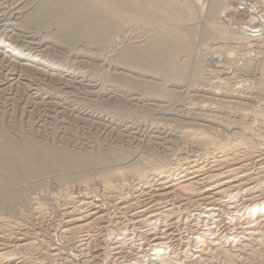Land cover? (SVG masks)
<instances>
[{
    "label": "bare ground",
    "instance_id": "obj_1",
    "mask_svg": "<svg viewBox=\"0 0 264 264\" xmlns=\"http://www.w3.org/2000/svg\"><path fill=\"white\" fill-rule=\"evenodd\" d=\"M135 1L41 0L21 26L46 27L50 23L47 18L55 16L62 33L74 38L88 36L103 44L107 34L120 27L121 20L141 17V22L146 23L153 18ZM2 25L0 29L5 26ZM165 34L167 37L146 45L143 54L128 51L123 64L160 72L171 82L180 68L171 63L172 58L188 50L190 44L186 36ZM225 35L254 40L251 35L232 31ZM13 44L0 33L1 56L21 73L45 72L40 54ZM215 51L221 53L218 48ZM226 53L225 57L222 53L223 57L216 56L224 69L237 56L233 50ZM15 70L11 68L9 75L16 74ZM225 80L250 85L240 91L217 93L226 98L231 95L232 100L223 101L222 108H210L211 114L200 118L216 126L215 132L198 128L181 131L179 139L190 148V154L174 162H149V166L137 170L133 185L106 180L104 199L111 217L98 202L80 200L72 193L55 197L64 217L59 234L68 245V252L35 240L43 230L50 229L53 216L39 198L28 199L29 189L17 188V178L38 175L46 169L86 168L109 160L102 155L90 157L54 149L30 137L17 143L2 131L5 140L0 144V264H264V110L243 115L245 123L228 120L236 116L235 110L240 107L260 108L264 86L261 81L254 86L253 81L234 76ZM10 81V86L28 88L21 76ZM0 87L7 88L4 83ZM235 92L238 93L234 95ZM209 94L215 95L210 91ZM115 174L124 177L122 170ZM19 201H30V213L20 209V220L2 214L3 210L15 209Z\"/></svg>",
    "mask_w": 264,
    "mask_h": 264
},
{
    "label": "rangeland",
    "instance_id": "obj_2",
    "mask_svg": "<svg viewBox=\"0 0 264 264\" xmlns=\"http://www.w3.org/2000/svg\"><path fill=\"white\" fill-rule=\"evenodd\" d=\"M40 2L0 0V24L5 25L0 29L2 38L14 47L40 54L45 70L21 73L0 53V84L7 86L6 90L0 87V144L5 131L17 143L30 137L54 149L90 157L102 155L109 160L86 168L46 169L17 178V188L29 189L28 199L39 198L53 216L50 229L35 240L68 252L59 234L64 217L55 197L72 193L80 200L98 202L111 217L104 199L106 180L133 185L137 170L149 162H174L190 154V148L179 139L181 131H214L216 126L200 118L210 115V108H222L223 101L232 100L231 95L226 98L217 93L240 91L250 85L233 84L225 80L227 76L253 81L254 86L261 81L264 86V0H136L153 18L146 23L141 17L137 18L140 21L130 16V20H121L103 44L88 36L74 38L62 33L55 16L47 18L50 23L46 27H22ZM225 31L251 35L254 40H236ZM166 32L172 37L186 36L190 44L188 50L172 58L171 63L180 68L171 82L160 72L123 64L128 51L143 54L146 45L167 37ZM217 48L224 57L228 50L237 52L228 69L220 67L223 62L217 58L221 54L216 53ZM11 68L16 74L9 75ZM17 76L27 89L10 86V78ZM261 109L264 103L260 108L240 107L235 110L237 118L228 119L224 113L222 117L245 123L243 115H254ZM118 170L124 177L115 174ZM29 202L19 201L15 209L2 214L20 220V209L30 213Z\"/></svg>",
    "mask_w": 264,
    "mask_h": 264
}]
</instances>
